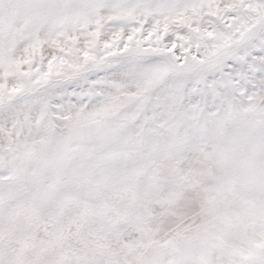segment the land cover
Returning a JSON list of instances; mask_svg holds the SVG:
<instances>
[{
    "label": "snow or ice",
    "instance_id": "obj_1",
    "mask_svg": "<svg viewBox=\"0 0 264 264\" xmlns=\"http://www.w3.org/2000/svg\"><path fill=\"white\" fill-rule=\"evenodd\" d=\"M0 264H264V0H0Z\"/></svg>",
    "mask_w": 264,
    "mask_h": 264
}]
</instances>
